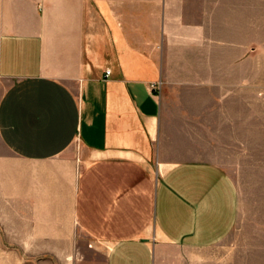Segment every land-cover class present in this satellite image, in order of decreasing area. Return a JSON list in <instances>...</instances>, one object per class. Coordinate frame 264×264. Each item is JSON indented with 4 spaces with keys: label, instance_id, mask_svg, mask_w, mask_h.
<instances>
[{
    "label": "crops",
    "instance_id": "obj_1",
    "mask_svg": "<svg viewBox=\"0 0 264 264\" xmlns=\"http://www.w3.org/2000/svg\"><path fill=\"white\" fill-rule=\"evenodd\" d=\"M207 6L0 0V224L12 244L68 246L84 232L105 264H155L160 244L226 241L231 177L209 161L165 164L158 142L178 85L170 47L208 36Z\"/></svg>",
    "mask_w": 264,
    "mask_h": 264
},
{
    "label": "rangeland",
    "instance_id": "obj_2",
    "mask_svg": "<svg viewBox=\"0 0 264 264\" xmlns=\"http://www.w3.org/2000/svg\"><path fill=\"white\" fill-rule=\"evenodd\" d=\"M209 2L208 36L170 47L178 85L167 94L158 142L165 164L209 161L227 172L237 223L207 249L160 244L155 264H264V0ZM13 241L0 224V264H105L84 232L68 246Z\"/></svg>",
    "mask_w": 264,
    "mask_h": 264
},
{
    "label": "built area",
    "instance_id": "obj_3",
    "mask_svg": "<svg viewBox=\"0 0 264 264\" xmlns=\"http://www.w3.org/2000/svg\"><path fill=\"white\" fill-rule=\"evenodd\" d=\"M106 73H109V71H107ZM154 88V87H153Z\"/></svg>",
    "mask_w": 264,
    "mask_h": 264
}]
</instances>
